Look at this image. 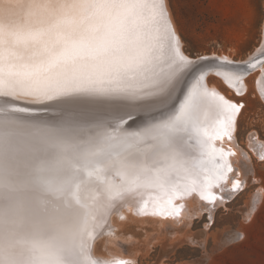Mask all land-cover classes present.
<instances>
[{
    "label": "snow or ice",
    "instance_id": "6c2138e0",
    "mask_svg": "<svg viewBox=\"0 0 264 264\" xmlns=\"http://www.w3.org/2000/svg\"><path fill=\"white\" fill-rule=\"evenodd\" d=\"M254 72L264 101V38L243 58L189 47L171 0H0V264H139L99 243L113 218L182 222L192 198L210 227L250 187L232 158ZM247 139L264 162V130Z\"/></svg>",
    "mask_w": 264,
    "mask_h": 264
},
{
    "label": "rangeland",
    "instance_id": "374dc122",
    "mask_svg": "<svg viewBox=\"0 0 264 264\" xmlns=\"http://www.w3.org/2000/svg\"><path fill=\"white\" fill-rule=\"evenodd\" d=\"M171 5L175 21L189 47L202 48L217 41L223 45L227 54L243 58L262 39L264 0H171ZM256 75L254 72L248 78V83L253 88L256 87ZM213 82L225 94L231 95L219 81L210 79V84ZM252 87L244 98L247 107L241 117L239 129V148L251 155V161L245 160L243 156L238 162H234L237 170L241 166L252 169L250 187L238 193L234 200L217 207L213 213L214 223L210 227H206L209 221L208 213L204 210L200 212L201 216L194 215L190 223L183 219L180 223L176 222V225L164 226L148 221H134L130 217L126 221H120L114 217V227L117 228L120 239L103 238L99 242L102 246L107 242L113 254L134 258L139 264H171L174 250L187 256L188 259L182 260L181 264H202L205 257L193 249L187 239L188 236L195 235L201 238L202 243L209 244L212 250L210 264H264V199L256 205L251 223L245 222L247 208L250 209L248 206H251L257 189L264 186L260 184L264 179V162L255 158L245 145L249 130L254 127L264 130V102ZM193 225L197 226L195 230ZM232 230H243L246 239L231 247L222 246Z\"/></svg>",
    "mask_w": 264,
    "mask_h": 264
},
{
    "label": "bare ground",
    "instance_id": "6f19581e",
    "mask_svg": "<svg viewBox=\"0 0 264 264\" xmlns=\"http://www.w3.org/2000/svg\"><path fill=\"white\" fill-rule=\"evenodd\" d=\"M264 38V37H262ZM257 75H258V72H256ZM253 74V73H252ZM256 75V77H257ZM256 79V78H255ZM254 84V83H253ZM250 86L249 83H248V92L250 93ZM255 87V86H254ZM255 88L252 87V90H254ZM254 92L256 93V91L254 90ZM248 93V94H249ZM253 93V96L257 97V94ZM229 94V93H228ZM247 96V95H246ZM246 96L244 98H246ZM264 102V101H263ZM245 145L246 147L251 151V153L253 154V156H255V158L257 157L251 150L250 146H249V143H248V139H247V136H246V142H245ZM237 155L235 157L232 158V162L234 164V162H238L244 155H242L241 153H245L247 154L248 156V161H251V155H249L248 152H245L244 150L240 149V148H237ZM258 158V157H257ZM251 163V162H250ZM257 192V191H256ZM255 196V195H254ZM252 205V204H251ZM248 207H251V206H248ZM204 210V208L202 207V202H200L198 200V198H192V199H189L186 201V213L184 215V218L183 219H187L190 223L191 221V218L194 216V215H197V216H201L200 215V212ZM250 209L247 208V212L249 211ZM130 218L134 219V221H139V222H151L154 223V224H160L159 226H164L166 224H170V225H176V222L177 221H174V220H171V219H161V218H157V217H151V216H148V217H132L129 215ZM116 221V220H115ZM183 221V220H182ZM114 222V221H113ZM117 223V222H116ZM177 223H180V222H177ZM115 224V223H114Z\"/></svg>",
    "mask_w": 264,
    "mask_h": 264
}]
</instances>
